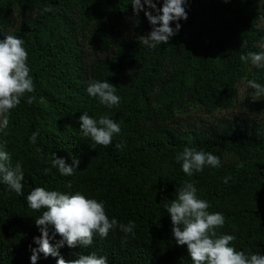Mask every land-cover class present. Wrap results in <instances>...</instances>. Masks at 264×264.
<instances>
[{
    "label": "trees",
    "instance_id": "trees-1",
    "mask_svg": "<svg viewBox=\"0 0 264 264\" xmlns=\"http://www.w3.org/2000/svg\"><path fill=\"white\" fill-rule=\"evenodd\" d=\"M131 2L0 0V39L24 40L35 85L0 132L2 150L24 172L23 195L0 182V264H32L34 237L41 235L35 217L43 211L27 206L35 187L80 191L103 202L110 219L135 222L127 243L116 229L105 239L95 236L87 248L65 244L59 249L65 259L95 251L109 264H192L164 209L185 181L195 183L209 212L224 214L218 235H235L237 251L264 255V98L252 101L247 86L254 78L264 84V69L240 59L263 51L264 0H187L188 19L179 21V33L156 48L140 43L152 26L144 11L134 16ZM155 2L162 7L163 0ZM93 79L115 84L118 107L87 94ZM242 82L246 92L239 103ZM28 95L35 96L31 105ZM85 111L120 124L109 146L93 149L82 137ZM121 142L122 150L116 148ZM185 147L212 152L221 166L185 175L176 160ZM53 153L68 164L73 156L80 160L74 175L51 168ZM45 168L51 171L45 174ZM57 259L41 253L36 264Z\"/></svg>",
    "mask_w": 264,
    "mask_h": 264
},
{
    "label": "clouds",
    "instance_id": "clouds-1",
    "mask_svg": "<svg viewBox=\"0 0 264 264\" xmlns=\"http://www.w3.org/2000/svg\"><path fill=\"white\" fill-rule=\"evenodd\" d=\"M133 13L139 17L144 11L151 27V31L142 35L140 43L150 48L157 45L168 44L170 38L177 35L181 29L179 21L188 19L186 11L187 0H163L162 7L155 0H132ZM147 6V7H145ZM51 11V9H45ZM175 21V27L172 22ZM138 24V22H137ZM24 40L15 35H7L0 39V132L9 126L10 110L21 103V98L35 91L31 76V69L27 63L29 53L24 47ZM245 63L249 61L256 68L264 69V51H250L241 55ZM247 86L252 89V101L264 98V84L257 79L247 81ZM87 94L98 99L101 105L111 109L118 107L121 97L116 94L115 84L108 80L93 79L87 86ZM35 96L28 95L26 102L31 105ZM80 131L83 138H90V146L96 149L97 145L109 146L113 137L121 133V126L109 115L105 114L98 119L89 115L87 111L79 117ZM40 131L32 132L30 142L35 144ZM6 143V142H5ZM0 145V182L6 185L7 190L23 195L24 172L18 161L15 166L11 163V156L2 150ZM124 143H117V149H123ZM42 152L41 148L36 149ZM177 162H181L185 175L191 177L201 172L206 166L218 168L221 158L212 152L195 147H185L176 155ZM80 160L73 156L72 163L58 157L53 153L51 168L58 169L64 176H72L79 168ZM51 168H45L48 174ZM225 178L224 182L227 183ZM68 187L71 188V182ZM175 198L170 203L164 204V209L171 217L172 233L176 244L187 246V254L192 264H264V255L259 253L246 254L237 251L231 243L236 237L232 234L218 235L217 229L225 224V216L221 212H209L210 204L201 199L194 182L185 181L175 191ZM27 206L33 211H41L35 217V224L41 235L34 237L38 245L32 249L30 257L32 264H36L39 255L57 257V264H109L106 256L98 255L95 251L88 254L73 253L77 258L65 259L59 249L65 244L69 248H87L93 243L95 236L105 239L111 231L119 229L124 238L122 244L127 243L129 235L135 236V222L120 223L116 218H109L103 202L89 198L84 193L76 191L62 192L47 190L44 187H35L26 197ZM57 235L60 239L54 245L51 243Z\"/></svg>",
    "mask_w": 264,
    "mask_h": 264
},
{
    "label": "rangeland",
    "instance_id": "rangeland-1",
    "mask_svg": "<svg viewBox=\"0 0 264 264\" xmlns=\"http://www.w3.org/2000/svg\"><path fill=\"white\" fill-rule=\"evenodd\" d=\"M263 51H264V47H263ZM239 91H240V94H241V98L239 100V103H241L242 100H243L242 97L244 96V94L246 92V84H245V82L240 83V85H239ZM237 109H239V108H237Z\"/></svg>",
    "mask_w": 264,
    "mask_h": 264
}]
</instances>
